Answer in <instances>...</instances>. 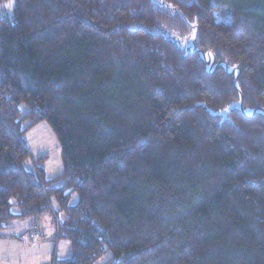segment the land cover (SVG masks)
I'll return each instance as SVG.
<instances>
[{
	"label": "trees",
	"instance_id": "obj_1",
	"mask_svg": "<svg viewBox=\"0 0 264 264\" xmlns=\"http://www.w3.org/2000/svg\"><path fill=\"white\" fill-rule=\"evenodd\" d=\"M43 121L53 178L25 167ZM44 217L57 264H264V0H15L0 239Z\"/></svg>",
	"mask_w": 264,
	"mask_h": 264
},
{
	"label": "rangeland",
	"instance_id": "obj_2",
	"mask_svg": "<svg viewBox=\"0 0 264 264\" xmlns=\"http://www.w3.org/2000/svg\"><path fill=\"white\" fill-rule=\"evenodd\" d=\"M15 0H0V18H12ZM185 6L194 0H179ZM29 157L25 167L35 171L42 166L46 177L53 178L63 172L59 143L46 122L32 126L25 134ZM43 157V160L39 159ZM30 220L15 221L0 239V264H57L71 255L70 243L57 240L52 223L44 217L40 221L41 237L27 232ZM46 225V227H45ZM53 229V230H52Z\"/></svg>",
	"mask_w": 264,
	"mask_h": 264
},
{
	"label": "built area",
	"instance_id": "obj_3",
	"mask_svg": "<svg viewBox=\"0 0 264 264\" xmlns=\"http://www.w3.org/2000/svg\"><path fill=\"white\" fill-rule=\"evenodd\" d=\"M31 228L33 230V236L34 237H37V238L38 237H41L40 234H39V232L37 231V227L35 225H33Z\"/></svg>",
	"mask_w": 264,
	"mask_h": 264
},
{
	"label": "water",
	"instance_id": "obj_4",
	"mask_svg": "<svg viewBox=\"0 0 264 264\" xmlns=\"http://www.w3.org/2000/svg\"><path fill=\"white\" fill-rule=\"evenodd\" d=\"M156 2H157V1H156ZM157 4H158L159 6H162V5H163V3H160V2H157ZM168 8H170V7H168ZM172 13L174 14V11H173ZM195 37H196V36H194V38H193L192 40H194ZM235 107H237V108H239V109L241 110V107H240V106L238 107V105H236Z\"/></svg>",
	"mask_w": 264,
	"mask_h": 264
},
{
	"label": "crops",
	"instance_id": "obj_5",
	"mask_svg": "<svg viewBox=\"0 0 264 264\" xmlns=\"http://www.w3.org/2000/svg\"><path fill=\"white\" fill-rule=\"evenodd\" d=\"M47 221H48L49 224L52 223L50 218H47ZM50 225H51V224H50ZM45 227H46V225H45ZM53 229H54V227H53ZM53 229H52V230H53ZM53 233H54V235H55V232H54V231H53Z\"/></svg>",
	"mask_w": 264,
	"mask_h": 264
}]
</instances>
